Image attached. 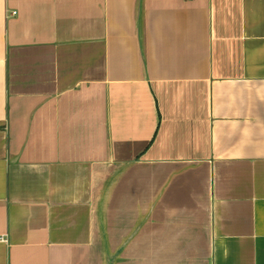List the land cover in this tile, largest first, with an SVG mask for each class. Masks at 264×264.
<instances>
[{
	"label": "crops",
	"instance_id": "crops-1",
	"mask_svg": "<svg viewBox=\"0 0 264 264\" xmlns=\"http://www.w3.org/2000/svg\"><path fill=\"white\" fill-rule=\"evenodd\" d=\"M0 264H264V0H0Z\"/></svg>",
	"mask_w": 264,
	"mask_h": 264
}]
</instances>
